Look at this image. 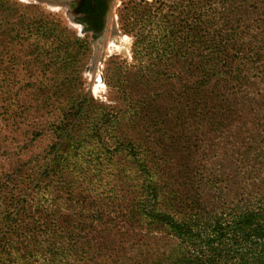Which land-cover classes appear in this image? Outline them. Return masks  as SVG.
<instances>
[{
  "label": "trees",
  "instance_id": "16d2710c",
  "mask_svg": "<svg viewBox=\"0 0 264 264\" xmlns=\"http://www.w3.org/2000/svg\"><path fill=\"white\" fill-rule=\"evenodd\" d=\"M214 2L220 12L183 20V39L199 45L181 55L196 60H142L172 26H159L152 41L148 31L137 34V64L121 84L132 77L129 87L152 93L121 91V103L105 107L76 77L54 73L39 79V93L0 99L3 264H264V142L232 189L222 186L229 174L215 160L196 154L205 149L202 124L215 130L226 117L213 98L259 107L237 88L251 83L240 73L264 76L247 54L264 52V0Z\"/></svg>",
  "mask_w": 264,
  "mask_h": 264
},
{
  "label": "rangeland",
  "instance_id": "374dc122",
  "mask_svg": "<svg viewBox=\"0 0 264 264\" xmlns=\"http://www.w3.org/2000/svg\"><path fill=\"white\" fill-rule=\"evenodd\" d=\"M68 3V0H0V99L15 103L29 92L33 94L38 90L39 93L43 90L37 89L39 79L44 80L57 73L60 77H76L82 83V90L105 107H117L121 103V91L143 96L146 92L157 90L129 87L132 77L125 85L121 84L137 64L134 45L140 31H148V38L152 41L159 26H172L169 40L161 48H149V53L142 60L174 64L196 60L195 54L181 55L186 48L196 52L199 45L198 40L188 44L182 37L184 21H188L185 16L188 14L195 18L200 12H216L217 8L221 11L214 0H208L205 5L200 0H108L104 25L92 34L78 20ZM158 12L165 16L159 19V25L156 21ZM234 13L241 14V19L251 15V12ZM240 24L243 21L226 23V28L232 29ZM162 50L166 53L162 54ZM253 50L250 47L247 54L252 61H257L255 64L264 67V52L253 57ZM233 53L234 49L228 55ZM252 74L255 76L249 78L240 73L243 80L251 83L237 89L251 92L250 97L259 107L246 105L238 109L234 103H226L221 96L213 98L215 105L225 109L222 111H225L226 117L218 120L215 130L214 122L203 123L201 134L197 136V140H203L206 149H198L197 157L204 154L210 158L207 162L211 166L215 160L221 170L229 174L228 181L222 184L226 189H232L233 183L241 179L239 176L244 171L241 166L253 162L250 158L254 147L256 150L257 145L264 142V105L259 103L260 98L264 101V76L257 71ZM231 98L230 92L226 99L231 101ZM161 103L162 114L168 105L164 98ZM30 106L34 108L35 104ZM249 127L253 131L246 133L244 130ZM6 128L12 127L8 125ZM216 144H219L218 148ZM207 145L210 148L207 149ZM6 171L7 162L0 161V175ZM6 257L0 247V264Z\"/></svg>",
  "mask_w": 264,
  "mask_h": 264
},
{
  "label": "flooded vegetation",
  "instance_id": "af4514ba",
  "mask_svg": "<svg viewBox=\"0 0 264 264\" xmlns=\"http://www.w3.org/2000/svg\"><path fill=\"white\" fill-rule=\"evenodd\" d=\"M68 2V6L76 12L78 20L92 34L104 25L108 0H68Z\"/></svg>",
  "mask_w": 264,
  "mask_h": 264
},
{
  "label": "water",
  "instance_id": "95a60500",
  "mask_svg": "<svg viewBox=\"0 0 264 264\" xmlns=\"http://www.w3.org/2000/svg\"><path fill=\"white\" fill-rule=\"evenodd\" d=\"M58 1H61V0H58Z\"/></svg>",
  "mask_w": 264,
  "mask_h": 264
}]
</instances>
